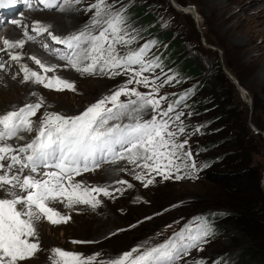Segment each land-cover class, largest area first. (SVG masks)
<instances>
[{
    "label": "rangeland",
    "instance_id": "374dc122",
    "mask_svg": "<svg viewBox=\"0 0 264 264\" xmlns=\"http://www.w3.org/2000/svg\"><path fill=\"white\" fill-rule=\"evenodd\" d=\"M175 1L184 8H193L196 15L182 12L173 5L172 0H107V5L113 12H120L125 17L126 34L131 38L128 48L132 50L141 49L145 39L131 30L135 19L127 16V10L130 7L148 6V10L156 15V23L161 31L173 32L174 39H180L184 44L181 56L192 62V65L201 72L194 82L189 83L181 81L174 71H170L163 78L159 77L161 71L157 68L145 72L144 76L161 85L156 98H167L161 100L162 109L169 105L173 106L175 93L202 81H205L206 87H202L201 97H217L219 104L217 111H208L201 115L195 110L174 108L175 111L169 114L170 116L181 114L180 121L175 122L172 128L176 130V125L181 122L185 128L184 133L178 134L177 140L186 141L182 151L192 153V157L186 161L188 167H183L178 173L172 171L169 179L156 172L146 174V179L153 181L147 186L135 178L138 173L146 170L129 164L127 160H119L116 163L101 162L95 170L75 176L74 182H81L88 187H107L112 193L111 197L94 194L102 201L95 210L82 204L68 208L59 201H49L50 207L62 215L70 216L71 219L67 223L56 225L46 218L36 221L41 250L34 258L21 261L19 264H52L50 257L54 248L78 252L85 257L100 253L98 261L115 259L133 248L158 245L181 231L194 218L208 214H216L218 218L212 235L200 248L192 249L188 255L183 256L178 264H197L201 261L203 264H264V256L250 258L245 254L249 249L264 253V136L250 126L252 122L264 133L255 124L259 121L264 125V0H249L250 2L244 0V5L241 0ZM255 1L256 3L251 5ZM97 2L98 0H81L79 5H74V11L82 17L75 32L88 25V21L95 14L94 9L91 11L88 9ZM63 6V0H60L57 8H52L56 9L53 13L60 11L58 9ZM49 11L51 9L44 11L39 9L32 13H52ZM7 18L5 27L0 28L1 34L6 31L7 26L13 27L15 24L11 16ZM28 18L31 20L29 23L33 21V26L36 25L35 22H40L39 26L50 25L38 16L31 17L29 14ZM66 23L69 25L68 28L73 25L67 16ZM49 30H52L54 35L58 33L56 35L60 37L69 35L52 25ZM35 36L30 42L41 50L46 51L42 45L47 44L58 57L68 51L64 45L53 42L47 33L36 36L41 40L40 46L37 45L39 40ZM166 46L167 43L149 51L145 56L146 61H150L159 48ZM122 51H127V48ZM49 58L55 59L52 55ZM30 61L32 70L48 77L59 76L68 80L75 84V91H55L33 82V86H30L28 82L23 81L21 65L26 63L21 59L12 65L15 72L11 65L6 66L11 74L0 72L3 88L12 82L16 84L17 89L14 92L4 91L8 96L0 98V115L6 113L4 109L16 110L43 98V105L36 116L32 117L33 121L38 123L45 113L76 116L125 85L128 89L155 95L152 85L145 88L143 84L135 83L140 77H134L132 71L124 74V69H120L122 74L112 77L99 73L88 75L78 73L66 61L58 60L61 64L55 67V71L45 74L33 60ZM227 64L231 66L230 70ZM223 66L239 81L243 93L237 90ZM133 67L138 70L139 66ZM218 67L230 82L220 75ZM7 74L10 78H7ZM174 74L177 75L175 80L169 83L168 78ZM129 80L133 82L128 83ZM120 99L127 102L129 97L121 96ZM255 106L258 107V111ZM154 115L156 113L152 109H145L143 119H151ZM215 115L219 118L211 120ZM198 121L207 127L206 134L201 139L202 143H208L220 136L223 138L226 134L238 140L243 139L247 156L245 164L235 168L236 163H229L227 164L229 169H222L218 165L203 166L200 162L203 155L198 152V141L196 142V136L192 137L193 129L198 127ZM22 134L14 138L26 140L23 141L25 145L37 135L35 131ZM218 153L220 152H214L219 155ZM193 161L195 168L191 167ZM129 168L132 170L129 171ZM39 170L42 174L54 169ZM177 176L183 178L177 179ZM37 178L44 177L41 175ZM118 181L127 183L121 184ZM248 203L250 207L259 204L261 210H250L247 207Z\"/></svg>",
    "mask_w": 264,
    "mask_h": 264
},
{
    "label": "snow or ice",
    "instance_id": "6c2138e0",
    "mask_svg": "<svg viewBox=\"0 0 264 264\" xmlns=\"http://www.w3.org/2000/svg\"><path fill=\"white\" fill-rule=\"evenodd\" d=\"M16 2L0 0V9L10 8ZM39 3L52 9L57 8L60 0H39ZM63 3L71 9L81 0H63ZM93 9L95 14L91 22L79 32L60 37L49 30L50 26L39 25L33 31L38 35L47 33L53 42L64 45L68 51L58 58L77 72L112 77L122 74L120 69H124V74L132 71L134 77H140L135 83L143 84L145 88L152 85L155 95L128 89L125 85L76 116L45 113L38 123L33 121L32 117L43 105V98L0 115V190L6 194V198H0V264H19L36 256L41 250L36 221L46 218L56 225L71 219L50 207L49 201H59L68 208L82 204L95 210L102 201L94 194L111 197L107 187H88L74 182V177L82 172L95 170L101 162L127 160L129 164L146 170L135 178L147 186L153 181L146 179V174L156 172L169 179L172 171L178 173L183 167H188L186 161L192 157L190 151H182L186 141L177 140L178 134L185 131L182 122L176 125V130L172 128L175 122L180 121L181 114L170 116L175 111L172 105L161 108V100L167 99L156 98L161 85L143 75L159 65L146 61V48H128L131 38L126 34V19L122 13L113 12L107 0H98L88 10ZM58 10L66 9L60 7ZM24 35L28 40H34L27 32ZM24 44L23 39L15 43L4 40L7 49L23 48ZM43 47L47 50L49 46L44 44ZM125 48L127 51H122ZM9 54L13 61L22 59L20 54ZM30 59L45 74L55 71L54 66H46L35 56ZM133 66H139L138 70ZM3 69L4 65L0 64V70ZM21 71L24 82L31 81L55 91H75L74 83L59 76L41 75L26 64L21 65ZM121 96L129 99L124 102ZM149 108L156 115L144 120L143 112ZM124 120L129 122L123 123ZM113 121L115 123H110ZM33 131L37 133L35 138L18 149L4 143L21 132ZM191 167H196L194 161ZM41 168L54 170L41 174L38 171ZM25 169L44 178L38 179L31 174L22 176ZM211 235L207 221L197 217L164 242L148 248H133L115 259L98 261L100 253L85 257L61 248L52 249L50 259L52 264H178L183 256L192 249L200 248Z\"/></svg>",
    "mask_w": 264,
    "mask_h": 264
},
{
    "label": "trees",
    "instance_id": "16d2710c",
    "mask_svg": "<svg viewBox=\"0 0 264 264\" xmlns=\"http://www.w3.org/2000/svg\"><path fill=\"white\" fill-rule=\"evenodd\" d=\"M127 16L129 18L135 19V23L133 25L134 32L138 33L140 38H144L141 48H146L145 56L149 53V51L153 50L156 47H161L167 43L165 48H159L155 56L150 59L151 62L158 64L156 67L161 72L159 77L163 78L166 74H169L170 71H174L179 75V79L186 82H194V80L201 75V72L197 70V68L192 65V62L182 57V51L184 48V44L180 39H174L173 32H163L159 28L156 23V15L151 13L148 10V6H136L130 7L127 10ZM154 35V36H150ZM227 68L230 70L231 66L227 64ZM220 75L224 76L220 67H218ZM170 76L168 78L169 83L175 80V76ZM227 82H230L225 76ZM238 78V77H237ZM202 87H206L205 81H202L198 84L188 87L186 90L177 92L173 96V106L175 109L184 108L189 110H195L197 114H203L208 111H214L219 109L218 99L213 96L212 98H202L201 91ZM199 96H198V95ZM256 111H258V107L255 106ZM216 117L213 116L211 120H216ZM255 124L257 127L264 131V125L256 121ZM195 129H193L194 134L196 136V142L198 141V152L202 154V158H200V162L203 166L209 167L213 165H218L222 169H229L227 164L236 163L235 168L245 164L247 161L246 156V146L243 139L238 140L237 138L227 136L212 140L208 143H202L204 135L206 134V126L202 125V122L197 123ZM222 130V129H221ZM210 132V131H209ZM212 132V131H211ZM213 132H215L213 130ZM219 151L220 153L214 154V152ZM239 160H241L239 162ZM234 168V167H233ZM260 203V202H259ZM247 204V207L254 211H260L261 207L259 204L254 206ZM207 221L208 227L213 230L215 228V221L218 219L216 214H208L198 216ZM197 218V217H196ZM245 254L250 258H258L260 256H264V253L255 252L252 249H249L245 252Z\"/></svg>",
    "mask_w": 264,
    "mask_h": 264
},
{
    "label": "bare ground",
    "instance_id": "6f19581e",
    "mask_svg": "<svg viewBox=\"0 0 264 264\" xmlns=\"http://www.w3.org/2000/svg\"><path fill=\"white\" fill-rule=\"evenodd\" d=\"M240 1V0H239ZM243 1L244 0H241V2H242V4L244 5V3H243ZM246 2H248L249 0H245ZM240 2V3H241ZM250 2V1H249ZM258 2V1H257ZM256 3V1L255 2H253L251 5H254ZM242 4H241V6H242ZM63 7H65V11H55L54 13H53V11L54 10H56V9H51V11H49V12H52V13H47V14H36V13H31V17H35V16H38V17H40L41 19H42V21H44L46 24H50V25H52L53 27H55L56 29H61V30H63V31H65V34H72V33H76L75 31H76V29L78 28V26H79V24H80V19H82V17L81 16H79L78 15V12H75L74 11V9L73 8H71V9H69V8H67V6L66 5H64ZM186 8V7H185ZM189 8H191V7H189ZM49 9V8H48ZM46 10V9H45ZM183 12V11H182ZM189 13H191V14H196V12L195 11H188L187 12V14H189ZM4 16H6V17H9L8 15H4ZM11 16V15H10ZM66 16L68 17V18H70L71 20H72V22H73V25L70 27V28H68V26H67V23H66ZM86 19V18H85ZM91 20L92 19H90L89 21H88V24L91 22ZM31 20H30V18H26L25 20H23V21H20V22H18V23H15L14 24V26L13 27H6V31L3 33V34H1L2 32H0V44L3 46V47H5V45H4V40H8V41H10V42H13V43H15L16 41H18V40H21V39H23L24 41H25V44H24V47L23 48H17V49H7L6 51H3L1 54H0V58H6V57H8V56H11L9 53H11V54H13V52L15 53H17V54H20L21 56H22V61L23 62H25L26 63V65H28V67L30 68V63L32 62V61H30V60H32V59H30V57H32V56H35L36 58H38L39 60H41V62L43 63V64H45L46 66H54V67H56L57 65H59V64H61V62H59L58 60H61V59H59L58 58V55H57V53L54 51V50H52V49H47L46 51H44V50H41V48H39V47H36L35 45H33V44H31V42H30V40H28L27 39V37L24 35V33L25 32H27L28 34L29 33H33L32 34V37L33 36H37L38 34L35 32V31H33V29H34V27H32L31 26V23H29ZM14 22H16V21H14ZM49 25V26H50ZM45 26V25H44ZM1 27H5L4 26V23H2V21L0 20V28ZM37 27V26H36ZM51 32H52V30H50ZM78 32V31H77ZM56 34H58V33H56ZM55 34V35H56ZM60 34V33H59ZM41 35V34H40ZM35 36V38L36 39H38V37H36ZM43 38V37H42ZM39 40V39H38ZM39 42V43H38ZM36 44L37 45H41V40H39ZM42 47H43V45H42ZM50 55H52L53 57H55V59L54 58H52V59H50L49 58V56ZM30 59V60H29ZM58 59V60H57ZM0 64H7V63H0ZM9 64H11V67H12V65H14V64H17L16 63V61H10V63ZM16 66V65H15ZM18 66V65H17ZM13 68V67H12ZM14 69V68H13ZM12 69V70H13ZM18 69V68H17ZM0 72H1V74L2 73H12L11 71H8L6 68H5V66H4V69L3 70H0ZM14 72H15V69H14ZM79 73V72H78ZM7 76V78H10V77H8L9 75L7 74L6 75ZM22 77V76H21ZM20 77V78H21ZM18 79V78H17ZM9 80V79H8ZM29 84H30V86H33V83L31 82V81H29L28 82ZM19 85V84H18ZM4 87V85L1 83V81H0V98L1 99H3V97L4 96H8V95H6V94H4V91H6V92H10V91H12V92H14V91H16L17 89H16V84L15 83H12V82H10V84L4 89L3 88ZM34 88V87H33ZM19 89H20V87H19ZM19 89H18V91H19ZM11 94V93H10ZM18 95V94H17ZM13 97V96H12ZM9 102V101H8ZM12 104V103H11ZM3 106V105H2ZM8 106V105H7ZM25 106V105H24ZM10 107H13V106H10ZM22 107V106H21ZM14 108V107H13ZM15 109V108H14ZM8 110H10V108L9 109H4V111H8ZM4 113V112H3ZM38 121H40V120H38ZM37 122V121H36ZM22 133V132H21ZM7 144H10V145H12L13 147H16L17 149L19 148V147H22V146H25V143L23 144V141H17V140H15V138H12V139H9V140H7V141H5ZM4 142V143H5ZM22 142V143H21ZM31 142V141H30ZM30 142H28V143H30ZM27 143V144H28ZM43 170V169H42ZM45 170V169H44ZM130 170H132V169H130L129 168V171ZM40 173H41V170H38ZM46 171V170H45ZM13 172H15V169H13ZM132 172V171H131ZM2 174V173H1ZM29 174H31V175H33V176H37V174L36 173H30L29 172V170H27V169H25L24 171H23V173H22V176H26V175H29ZM41 176V175H40ZM139 193V192H138ZM0 198H6V194L3 192V190H0Z\"/></svg>",
    "mask_w": 264,
    "mask_h": 264
},
{
    "label": "water",
    "instance_id": "95a60500",
    "mask_svg": "<svg viewBox=\"0 0 264 264\" xmlns=\"http://www.w3.org/2000/svg\"><path fill=\"white\" fill-rule=\"evenodd\" d=\"M172 3L175 7H177L178 9H180L181 11H183L184 13H187L189 10L190 11H195L193 8H184L183 6H181L180 4H178L175 0H172ZM194 14V13H193ZM196 15V14H195ZM224 67V66H223ZM224 70L226 71L227 75L229 76V78L233 81V84L237 87V90L241 93H243V89L241 88L239 81L229 72L226 70V68L224 67ZM250 126L253 128L254 131H256L259 134H262L264 136V133L261 132L260 130H258L253 124L252 122H250ZM264 183V180H263Z\"/></svg>",
    "mask_w": 264,
    "mask_h": 264
}]
</instances>
